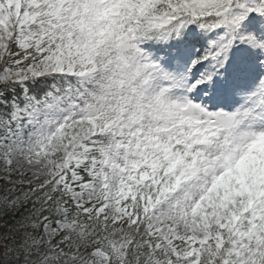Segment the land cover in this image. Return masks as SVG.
I'll list each match as a JSON object with an SVG mask.
<instances>
[{
  "label": "snow or ice",
  "instance_id": "obj_1",
  "mask_svg": "<svg viewBox=\"0 0 264 264\" xmlns=\"http://www.w3.org/2000/svg\"><path fill=\"white\" fill-rule=\"evenodd\" d=\"M0 264H264V0H0Z\"/></svg>",
  "mask_w": 264,
  "mask_h": 264
}]
</instances>
